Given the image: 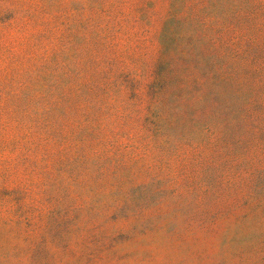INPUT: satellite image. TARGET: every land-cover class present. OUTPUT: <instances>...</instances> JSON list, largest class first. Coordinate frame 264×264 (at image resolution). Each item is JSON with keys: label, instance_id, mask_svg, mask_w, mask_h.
<instances>
[{"label": "rangeland", "instance_id": "obj_1", "mask_svg": "<svg viewBox=\"0 0 264 264\" xmlns=\"http://www.w3.org/2000/svg\"><path fill=\"white\" fill-rule=\"evenodd\" d=\"M0 264H264V0H0Z\"/></svg>", "mask_w": 264, "mask_h": 264}]
</instances>
